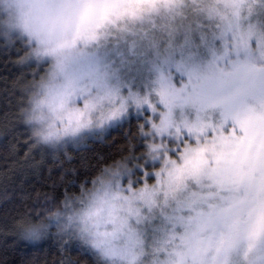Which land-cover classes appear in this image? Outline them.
I'll use <instances>...</instances> for the list:
<instances>
[{"label": "snow or ice", "instance_id": "6c2138e0", "mask_svg": "<svg viewBox=\"0 0 264 264\" xmlns=\"http://www.w3.org/2000/svg\"><path fill=\"white\" fill-rule=\"evenodd\" d=\"M5 2L18 15L4 34L17 33L24 61L43 71L36 104L56 129L46 139H76L134 112L141 135L162 141L147 143V155L164 149L159 171L133 180L117 162L66 196L63 206L76 207L59 231L71 228L95 264H264V0ZM189 8L215 30L200 31L199 45L169 42L161 57L155 33L171 37ZM149 48L153 75L134 90L117 59Z\"/></svg>", "mask_w": 264, "mask_h": 264}, {"label": "trees", "instance_id": "16d2710c", "mask_svg": "<svg viewBox=\"0 0 264 264\" xmlns=\"http://www.w3.org/2000/svg\"><path fill=\"white\" fill-rule=\"evenodd\" d=\"M185 15L202 16L191 8ZM3 19L0 10V264H95L91 250L70 232L54 230L39 242H29L19 236L17 221L34 217L46 222L52 209L60 211L65 197L74 199L83 183L91 187L90 181L110 162L138 156L141 144L146 148L138 128L144 120L131 118L78 145H34L16 117L25 100L23 86L43 71L24 61L26 49L18 37L4 34ZM166 33L155 34L165 38Z\"/></svg>", "mask_w": 264, "mask_h": 264}, {"label": "clouds", "instance_id": "9594fccd", "mask_svg": "<svg viewBox=\"0 0 264 264\" xmlns=\"http://www.w3.org/2000/svg\"><path fill=\"white\" fill-rule=\"evenodd\" d=\"M129 63L121 65L119 60L117 59L116 67L119 68V75L120 77L130 83L134 90L141 88L145 82H147L153 75V73L150 70V65L145 61L144 63H140L139 61L132 62L129 60ZM43 75V72L39 75V78L35 81H30L28 84L23 86V92L25 100L23 104L20 106L17 112V119L18 121L24 125V127L28 131V138L32 141V143L36 146H44L49 147L52 149H58L63 148L65 144L69 142H75L77 139L81 138L84 134H94V133H100L103 135L107 129L108 126L104 128H96L90 132H85L83 135L76 139H46L49 132H55L56 129L51 128L50 126L54 122V117L50 114L48 108L46 106L40 107L37 106L36 101L39 99V96L34 95V93H41V88L39 84L40 76ZM114 123V124H119ZM56 128H59V121H55ZM144 139H148L145 137ZM161 138L157 137L156 144H160ZM194 142V140H193ZM163 143L167 145V148L172 150L175 148L176 141L174 139H171L169 137L163 138ZM183 141H181V144ZM163 152L164 149L160 150V159L153 161L148 155H147V148L144 147L143 144H141L139 150L137 153L139 155L135 156V158L129 160L127 155H125L123 158H120L117 161L110 162L109 166H112L113 163H121L123 165H126L127 167H131L132 170V176L137 177L141 175L143 170H147L148 172L152 173L154 171H159L162 161H163ZM173 158H176V153L174 151H170L169 153ZM150 182H154V179H150ZM55 213H60L58 208L52 209L50 213L47 215L51 216V219H48L46 222H41L35 220L34 217H27V218H21L17 221V230L19 236L25 239V236L28 235L29 232L33 230L39 231L42 235L39 240H27L29 242H39L46 238L48 234L51 231H57L59 232V228L57 225V220L55 219L54 215ZM61 214V213H60Z\"/></svg>", "mask_w": 264, "mask_h": 264}, {"label": "rangeland", "instance_id": "374dc122", "mask_svg": "<svg viewBox=\"0 0 264 264\" xmlns=\"http://www.w3.org/2000/svg\"><path fill=\"white\" fill-rule=\"evenodd\" d=\"M0 10L4 16V19H3L4 23L3 24L5 25L4 26L5 31H8L6 22L9 20V18L15 19L17 17L18 8L14 3L11 4V6H9V4L5 2V0H0ZM187 11H188V9H186L182 20H178L176 22L175 30L173 31L171 37L169 36L168 33H166L167 36L165 38L161 37L160 34H155V37H156L158 44H159V52H160L161 57H163L164 55L167 54L166 49L168 48L169 42L172 43L173 47H176V46L182 45L184 43L185 37L189 36L195 45H199L200 44V31H204L206 33H209V36H210L211 32L215 30L214 25H212L211 21H209L208 19L205 20L202 16L185 15ZM253 22L255 23L256 21L254 20ZM198 25H199V31L197 30ZM189 30H191V31H189ZM9 34L15 35L16 37H18V34L15 32H9ZM193 50L195 51L197 49L194 48ZM138 51H143L144 54L139 55V56H135V57L130 56L129 60H131L132 62L139 61L140 63H144L145 61L156 59L155 50H153V49L149 48L146 51H144L143 49H140ZM198 51H199L201 56L207 55L206 49L203 47H200L198 49ZM45 67H46V65H45ZM173 71H174V69H173ZM142 88H143V86L141 87V89ZM131 118L143 119V117H136V114L134 112L129 119H131ZM129 119H127L125 121H128ZM125 121H122L119 124H122ZM119 124H112V125L108 126L103 135H101L100 133H94V134H87L86 133L81 138L77 139L75 142H69V143L65 144L64 146H68V144L78 145V144H80V142L83 143V142H85V140L91 139V137H94V136L102 137V136L106 135L107 133H109V131L111 129H113L114 127H117ZM145 130L146 131L148 130L147 126H146ZM143 138H145V136H143ZM147 138H148L147 140L144 139V142H146V144L147 143H156L157 137L153 138V137L149 136ZM127 168L131 169L130 166ZM131 178L133 180L136 179V177H133V176H131ZM74 207H76L75 203H73L72 207L65 208L63 206V208L60 209L61 214H60L59 220H57V225L62 226L68 222L67 216L72 213ZM67 232L72 233V229L69 228L67 230ZM148 238H149V240L151 239V229H149Z\"/></svg>", "mask_w": 264, "mask_h": 264}]
</instances>
